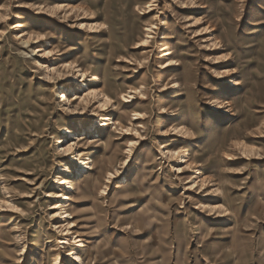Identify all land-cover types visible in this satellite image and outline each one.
Segmentation results:
<instances>
[{
    "label": "rangeland",
    "instance_id": "rangeland-1",
    "mask_svg": "<svg viewBox=\"0 0 264 264\" xmlns=\"http://www.w3.org/2000/svg\"><path fill=\"white\" fill-rule=\"evenodd\" d=\"M55 3L63 7L50 10ZM20 32L37 42L22 43ZM66 61L87 71L82 83L46 74ZM85 85L112 97L108 111L92 97L82 116L66 110L63 88L74 106ZM134 87L142 93L124 103ZM92 110L139 135L100 126ZM133 112L142 118L131 121ZM78 121L88 170L56 143L66 146L62 128ZM180 125L189 137L163 136ZM161 146L189 151L181 176L174 166L184 159L169 161ZM198 176L205 189L187 190ZM49 192L72 195L66 221L83 247L59 248L63 220L51 212L64 206L50 209L61 201ZM0 198L22 210H0V264H54L56 253L74 264L72 252L84 264H174L180 255L184 264H264V0H0Z\"/></svg>",
    "mask_w": 264,
    "mask_h": 264
},
{
    "label": "bare ground",
    "instance_id": "bare-ground-1",
    "mask_svg": "<svg viewBox=\"0 0 264 264\" xmlns=\"http://www.w3.org/2000/svg\"><path fill=\"white\" fill-rule=\"evenodd\" d=\"M38 6H39V8H42V9L45 8V5H43L42 3H39ZM62 7H63V5L61 3H55L53 6L49 7V9L55 11V10H58ZM86 26L89 27L90 30H96L98 27L100 29L102 28L100 24L96 25L95 23H90V24H87ZM16 27H22V24L18 23L16 25ZM153 27L154 26H152V27L149 26V27H146L144 29V31H146V35L137 42L138 48L145 47L147 45L148 39L151 38L150 31H151V29H153ZM16 35L18 36V38H20L22 40V43H24V44L34 43V42H37V40H38V36H33L32 34H29V33L20 32V33H16ZM50 53H51V50L44 49L42 51V57L45 58ZM224 62H227V60ZM169 66H172V64L170 61H167L166 64L164 65V67H169ZM60 67H62V70L59 69V67H53V66L50 67L49 65L44 66V69L46 70L47 75H54V74L61 75L62 71H64V73L66 74L67 77H69V79H71L72 81H78L80 83H82L87 77V75H86L87 71L83 70L79 65L74 64L73 62H69V61L63 62V63H61ZM85 87H86V90H84V92H82L81 94H78V95H76L75 93L73 94L74 100H78L77 104L75 103L76 105H74V106L71 104V100L68 98V94L70 93V91L66 88H63L62 94L58 97H59V99L64 98V100H66V104H65L66 110L69 112H72L74 114H77L78 117L82 116V113L85 110L86 105L88 104V98L92 97L93 99L96 100L95 102L97 104V108H99L100 111H102V112L108 111L109 106L112 105V101H113L112 97H110L106 91H104L100 88H89L86 85H85ZM137 92L142 93L141 88L139 89L137 87H134V88H130V89L126 90L125 92H121L122 93L121 96H122L124 103L133 102L134 101L133 99H135L134 94ZM218 102H219V105H218L219 108H224L225 106L222 104L228 103V101H224V102L218 101ZM80 105H81L80 110H78V107ZM92 111H93V116L104 117L103 120H106V121L101 122L100 126L111 128V129H116L117 128L116 124H118L119 130L124 131V135L129 134L130 130H134V134L139 135L135 129H132L128 126H123L120 124V122L115 121L112 118H109V117L107 118V117L103 116L104 114L99 113L98 110H92ZM141 118H142V114L140 112H133L131 115V121H136V120H139ZM88 129H92V125L88 126ZM62 130H63V133L70 134L71 139L69 142H67L66 146H62L60 143H62L64 140H61V138H57L56 143L58 144V150L66 153V154H71L73 152H76V154L74 156H72V159L74 161H80V164H81L83 169H85V170L92 169L91 164H88V162H84L83 160L80 159L79 156L81 155V152L76 150L77 142L74 139L76 138V135H77L76 131L84 130V126L82 125V123L80 121L74 122L70 128L64 127V128H62ZM162 134L164 137H166L167 135H176L178 137H185L186 138V137H189L191 135V132L186 127L180 125V126H174V127L171 126V127H169V129H163ZM135 144H137L136 140H130L129 141V145H128V149H127L128 157L123 162L124 166L129 161V157H130V154L132 152V148L134 147ZM251 151L252 150L247 151V152L251 153ZM244 152H245V150H244ZM160 153L162 154V157L168 158L169 161H174L178 157L184 159V162L186 163L184 167L174 166V172L176 174V177H179L184 173V171H185L184 168L190 167V162L188 159H186V157L189 156L188 150H180V148L168 149L164 146H161ZM228 159H230V157ZM89 162L92 163V160L89 159ZM81 171H84V170H81ZM116 172L119 173V171L117 169H116ZM108 174H109L108 178L114 176L113 173H111V172H109ZM206 182H207L206 179H203L201 176H198L197 178L190 179L187 182L189 184H188V187L186 189L187 190H194L196 187H200V188L205 189ZM54 183L60 187L61 185L68 183V181L66 178H58L57 180L54 181ZM118 187H119V185L116 186V188H118ZM72 189H74V187H72ZM2 192H3V194L6 195L7 192L5 190V187H2ZM105 194H106L105 189H102L101 195H105ZM47 196H49L50 198H60V201H61V204H59V205H57V203L51 204L50 209H56L58 207L64 206L63 208H59V210H57L56 212H51L52 217H59L60 219L63 220V223H64V224L62 223L60 225H56V227H55L59 232H61L60 235L64 236L62 239H60L58 241V244L60 245L59 248L60 249L65 248V247H71L72 248L73 246L74 247H83L84 244H83L82 240L80 238H78V234L74 230V227L76 226L75 223L73 221H66L67 219H73V210L70 206V204H71L70 202L73 201L72 195L66 194V193L49 192V194ZM66 206H68V208H66ZM219 208H220L219 204H214V205L210 206V210L213 213L218 212ZM1 209H7L8 211H22L11 199H7V198H5V199L0 198V210ZM62 226H65L64 229L62 228ZM69 235H73V236L70 238H67V236H69ZM21 249H22V251H24L23 246L21 247ZM65 255H67V254H65ZM70 259L72 260V263H74V264H84L83 257L77 252H72L70 255ZM61 260H62L61 253H56L55 259H54V261H55L54 264H60Z\"/></svg>",
    "mask_w": 264,
    "mask_h": 264
},
{
    "label": "crops",
    "instance_id": "crops-1",
    "mask_svg": "<svg viewBox=\"0 0 264 264\" xmlns=\"http://www.w3.org/2000/svg\"><path fill=\"white\" fill-rule=\"evenodd\" d=\"M182 259H183V257L181 255L177 256L176 262H174V264H184ZM189 262H190L189 264H194V259L189 258ZM164 264H166V262H164Z\"/></svg>",
    "mask_w": 264,
    "mask_h": 264
}]
</instances>
